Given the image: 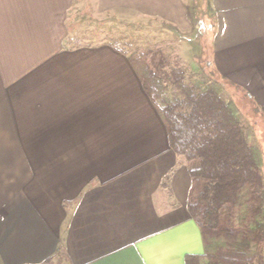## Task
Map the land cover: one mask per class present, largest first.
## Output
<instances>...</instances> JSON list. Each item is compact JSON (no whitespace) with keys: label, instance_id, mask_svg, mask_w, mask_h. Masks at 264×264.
Wrapping results in <instances>:
<instances>
[{"label":"crops","instance_id":"crops-1","mask_svg":"<svg viewBox=\"0 0 264 264\" xmlns=\"http://www.w3.org/2000/svg\"><path fill=\"white\" fill-rule=\"evenodd\" d=\"M84 10L213 28L210 70L264 131V0H0V264H185L189 166Z\"/></svg>","mask_w":264,"mask_h":264},{"label":"trees","instance_id":"trees-1","mask_svg":"<svg viewBox=\"0 0 264 264\" xmlns=\"http://www.w3.org/2000/svg\"><path fill=\"white\" fill-rule=\"evenodd\" d=\"M152 50L129 59L165 124L169 146L189 166L187 209L204 252L187 255L185 264H264V153L253 127L221 82L184 74L164 79L151 70ZM160 51L165 63L177 62L166 48Z\"/></svg>","mask_w":264,"mask_h":264},{"label":"rangeland","instance_id":"rangeland-1","mask_svg":"<svg viewBox=\"0 0 264 264\" xmlns=\"http://www.w3.org/2000/svg\"><path fill=\"white\" fill-rule=\"evenodd\" d=\"M197 7L199 10V4H197ZM80 13L81 16L84 15L81 18H84L87 25L88 36H92L94 40L100 39L103 42H108L128 52L129 55L139 53L148 47L153 48L147 56L148 65L151 70L164 79L184 74L187 77L194 75L195 78L221 82L227 97L234 98L235 103L238 104L246 124L253 127V133L256 131V135L253 134L256 141L258 143L264 142L262 123L259 117L256 116V112L245 102L239 100L238 96L233 97L227 90L229 88L228 84L219 80L215 73L210 70V34L213 28L210 26L208 28L202 27L199 31L185 33L177 31L175 27L162 23V21L155 18L128 16L118 13L119 19L113 20L109 14L97 16L95 13H90L89 10ZM199 14L200 10L198 11ZM161 48H166L167 53L170 54L169 56L177 57V62L172 59L165 63L160 51ZM196 71H199L200 77L195 74ZM254 118H256V121ZM253 121H255V124Z\"/></svg>","mask_w":264,"mask_h":264}]
</instances>
